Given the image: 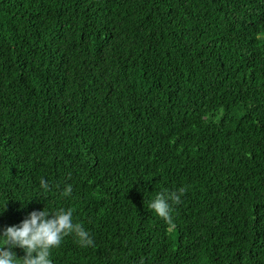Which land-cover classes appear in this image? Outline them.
<instances>
[{
    "label": "trees",
    "instance_id": "16d2710c",
    "mask_svg": "<svg viewBox=\"0 0 264 264\" xmlns=\"http://www.w3.org/2000/svg\"><path fill=\"white\" fill-rule=\"evenodd\" d=\"M6 203L89 230L54 264H264V0H0Z\"/></svg>",
    "mask_w": 264,
    "mask_h": 264
},
{
    "label": "clouds",
    "instance_id": "9594fccd",
    "mask_svg": "<svg viewBox=\"0 0 264 264\" xmlns=\"http://www.w3.org/2000/svg\"><path fill=\"white\" fill-rule=\"evenodd\" d=\"M41 187L47 191L50 185L41 178ZM180 188L175 192L161 191L150 200V207L162 218L171 223L172 204L181 201ZM73 185L63 188L64 196H71ZM7 203L0 209L2 214ZM74 234L82 246L94 245V239L82 223L74 221L71 208L58 207L31 211L19 224H13L0 231V264H54L53 249L60 247L64 238ZM16 248L24 250L18 256Z\"/></svg>",
    "mask_w": 264,
    "mask_h": 264
}]
</instances>
